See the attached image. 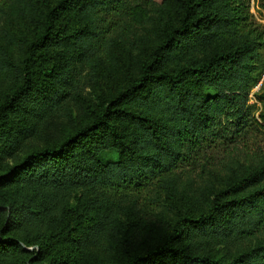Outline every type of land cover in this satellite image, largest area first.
Returning <instances> with one entry per match:
<instances>
[{
    "label": "trees",
    "instance_id": "trees-1",
    "mask_svg": "<svg viewBox=\"0 0 264 264\" xmlns=\"http://www.w3.org/2000/svg\"><path fill=\"white\" fill-rule=\"evenodd\" d=\"M263 72L250 0H0V264H264Z\"/></svg>",
    "mask_w": 264,
    "mask_h": 264
},
{
    "label": "rangeland",
    "instance_id": "rangeland-1",
    "mask_svg": "<svg viewBox=\"0 0 264 264\" xmlns=\"http://www.w3.org/2000/svg\"><path fill=\"white\" fill-rule=\"evenodd\" d=\"M250 12L253 14L256 22L264 25V10H262V8L260 7V0H250ZM256 85L252 88V90L249 94L248 103L252 104L254 106V107H252V112L256 116H258V113L262 109L263 105L260 102H258L257 93H260L262 91V89L264 88V84H263V86H261V89H259V90L256 89ZM263 137H264V128L261 129L259 141H263ZM253 139H254L253 137L250 138V140H253Z\"/></svg>",
    "mask_w": 264,
    "mask_h": 264
},
{
    "label": "built area",
    "instance_id": "built-area-1",
    "mask_svg": "<svg viewBox=\"0 0 264 264\" xmlns=\"http://www.w3.org/2000/svg\"><path fill=\"white\" fill-rule=\"evenodd\" d=\"M263 84H264V72H263L262 77L259 80L258 84L256 85V89L259 90L261 88V86H263Z\"/></svg>",
    "mask_w": 264,
    "mask_h": 264
}]
</instances>
